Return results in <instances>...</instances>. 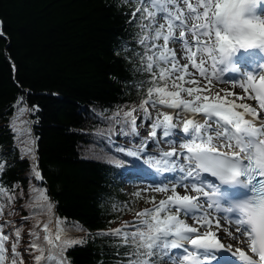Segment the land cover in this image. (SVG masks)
Instances as JSON below:
<instances>
[{
	"label": "trees",
	"instance_id": "1",
	"mask_svg": "<svg viewBox=\"0 0 264 264\" xmlns=\"http://www.w3.org/2000/svg\"><path fill=\"white\" fill-rule=\"evenodd\" d=\"M138 8L137 0H0V225L12 244L21 229L22 264H36L32 232L42 243L49 219L29 207L39 191L52 204V224L58 217L80 241L66 249L67 264L126 261L129 248L106 233L130 227L154 202L127 188L129 169L143 167L101 135L130 130L117 121L142 108L149 87L167 82L179 91L157 68L155 81L145 70Z\"/></svg>",
	"mask_w": 264,
	"mask_h": 264
},
{
	"label": "snow or ice",
	"instance_id": "2",
	"mask_svg": "<svg viewBox=\"0 0 264 264\" xmlns=\"http://www.w3.org/2000/svg\"><path fill=\"white\" fill-rule=\"evenodd\" d=\"M180 2L187 6V14L179 7ZM211 2L212 0H196L194 7L189 0H137V3L142 6V10L138 8L137 11H141L139 43L145 49L143 53L147 61L145 70L152 74L153 81L157 79L153 71L154 67L159 70L161 81H166V78L179 73L171 85L173 88H179V91H168L167 82L163 87H149L148 99L144 101V105L150 103L155 108L159 104L179 109L177 119L185 111L202 113L205 119L203 123L189 119L183 123L182 128H178L177 123H173V116L162 114L163 120L157 117L150 124L152 129L149 133L150 138L156 140L159 130L162 137L172 138L167 139L170 145H177L182 151L178 152L176 147H172L170 151H163L159 159L150 158L146 163L157 172L179 175H173L167 183L152 186L156 192H166L169 190L168 185L171 184L173 195L168 196L166 200H160L159 204L152 208L137 212V221L130 226L132 230H125L129 227L126 224L124 229L106 233L119 238L121 244L129 248V251L125 253L128 259L121 264H163V257H167L170 264H220L225 257L236 264H264V123L260 126L256 124V121L261 119L257 107L236 102V100L247 98L256 101L258 108L264 110V75L258 74L259 82L257 83L258 75L245 72L241 79L232 82L243 89L247 94L246 97L238 96L236 100H228L217 93L210 102L209 96L202 97L197 94L195 101L198 103L195 105L192 101L181 99V93L192 96L205 89L186 88L175 82L179 80L186 83H198L194 80L185 81V75H191V73L188 72L187 65L179 66L175 51L168 47L170 42L183 45L189 53L186 58L191 61L192 67L198 70L200 77L208 80L209 85L212 82L211 77L218 81L229 82L222 79L224 73L219 66L228 62L232 51L237 46L252 47V43H240L223 36L219 29L215 31V39L221 42L227 41V43H221L216 48L212 46L213 29L207 22ZM229 2L230 0H225L226 4ZM170 7H174L175 11H170ZM217 7L219 8V4ZM201 8L203 11H198ZM157 17L166 21V24L159 23ZM193 20L197 23L190 24ZM176 30H179L178 36L175 34ZM186 32L193 36V43L190 44L186 39ZM3 35L0 29V36ZM251 35L253 38L256 37L255 29ZM160 40L163 44L157 43ZM261 43L264 44V41ZM193 47L196 51L192 50ZM197 52L201 54L199 63L195 60ZM204 54L211 60V77L208 69L204 67ZM161 64L171 65V67H161ZM261 67L264 68V65ZM153 93L157 94L156 99L152 98ZM231 95L233 93H226V96ZM144 105L141 106L145 112L142 123L144 120L151 119ZM32 110H38V106H34ZM25 111L28 109L21 108L20 114L22 115ZM135 111L136 109L133 108L124 112L123 120H118L117 123L128 125L132 134L139 135L136 130L137 118L133 115ZM117 115L120 114L117 113ZM246 116H251L252 119H246ZM27 143L31 145L34 141L30 138ZM144 146H147V142ZM118 150L125 151L123 148ZM26 151L31 154L34 149L29 147ZM127 155L136 157L138 152L129 150ZM35 176L37 179H42L38 171ZM222 185L243 186L248 190L249 195L226 205L220 197ZM177 187L185 190L190 188L198 195L181 196L176 191ZM4 191L5 189L0 186V192ZM135 195L139 196L140 193ZM205 204H207L206 209ZM29 207L39 208L49 217L43 225L45 235L42 243H37L40 240L39 234L35 230L32 232L35 239L30 248L40 253L35 256L36 264L41 262L67 264L64 255L66 249L80 241L67 237L62 227L63 221L60 220L57 221L56 234L52 235L50 228L52 204L45 191H39L33 197V203ZM173 210H175L174 214ZM213 212L223 214L229 219L235 226L234 232L237 235L226 232L222 237L211 231L213 220L209 218V214ZM2 214L3 209L0 208V215ZM181 215L194 220L200 227L189 226ZM215 226L217 229L221 227L219 219L215 220ZM3 227L0 225V264H6L5 243L9 239V236L3 233ZM201 228L206 230L201 232ZM14 235L16 242L12 245L13 257L10 264H22V257L16 252L21 238V229L17 228ZM227 237L232 238L233 243L236 244L243 242L258 259H254L240 247L233 251L232 244L223 242V239ZM46 251L47 256H45Z\"/></svg>",
	"mask_w": 264,
	"mask_h": 264
},
{
	"label": "bare ground",
	"instance_id": "3",
	"mask_svg": "<svg viewBox=\"0 0 264 264\" xmlns=\"http://www.w3.org/2000/svg\"><path fill=\"white\" fill-rule=\"evenodd\" d=\"M189 3H192V4H194V6H196V0H189ZM179 7L181 8V10L184 11L185 14H187L186 11H185V9L187 8V6L185 4H183L182 2H180L179 3ZM172 11H175V8H172ZM198 11H201L202 12L203 9L202 8L201 9H198ZM261 13L264 14V8H262ZM192 23H197V21L193 20V21L190 22V24H192ZM186 38H191V43L194 42L193 36L191 34H187V32H186ZM204 39L206 40V38H204ZM194 48L195 47H193V49ZM175 50L178 53L179 61L181 63H183V66L184 65H187L188 66V72L191 73L192 79H194V81H197L198 82V83H195V84L199 88L205 89L203 92H197L195 95L198 94V95H201L202 97L204 95H207L210 98V102H212V98L215 97V95L217 93H219V95L221 97H225L228 100H236V97H238V96L246 97L247 94H245V92L243 91V89L240 88L238 84H233L232 82H234V80L228 79L225 74H223L222 79L225 80V81H229V82L218 81L214 77H211V73H212L211 60H210V58L207 57L206 54H204V57L203 58L205 60V64L204 65L207 67L208 72H209L210 77H211V80H212V82H211L210 85L208 83V80H206L205 78L200 77L198 70L192 67L191 61L186 58L187 55H189V53H187V51L184 49L183 45L177 44L176 47H175ZM242 51H243V49H240L237 52H241L242 53ZM239 57H241V55H239ZM200 59H201V54L198 52V63L200 62ZM224 66L225 65L222 64L219 67L222 70L224 68ZM248 71H249V68H248ZM249 73H252L253 74V72L251 70L249 71ZM240 76H242V75H240ZM256 82L258 83V80ZM229 92L233 93V95L226 96V93H229ZM250 93H251V90H250ZM236 102L237 103H246V104H250L253 107H257V110L260 112V116H261V119H259L257 121H260L261 122L259 125H261L262 123H264V110H260L258 108L256 101L245 98L243 100H236ZM196 103H198V102H196L195 99H194L193 104L195 105ZM176 110L179 111V109H176ZM163 113L164 112H157L155 114L153 113L152 117L154 119H156L157 117H159L161 119V118H163V115H162ZM177 113L178 112H176V114H175L174 120L177 123V127L180 128V120L182 119V117L180 115L179 119H177ZM184 113L187 114V111H185ZM246 119H252V117L251 116H247ZM194 122H198V123H203L204 122V119H202V113H199L198 114V116L195 118V121ZM151 131H152V129H151ZM157 136L160 137V141L153 140L152 138H150L149 134L147 135L146 138H141L140 140L142 142L144 141L143 143H145V142L153 143V146L154 147L159 148V149H164V150H165V148H168L169 149V148H171V146H173V145H170L167 142V139H172L171 137L170 138H167V139L164 138V137H162L160 135L159 130L157 131ZM173 147H177V145H174ZM176 150L178 151V149H176ZM173 159H175V158H173ZM181 162H182V160H181ZM201 199H203V198L201 197ZM187 223L190 224V225H192V226H194V227H198V228L200 227L199 224H197L194 220H192L190 218L187 220ZM220 225H221V227L219 229H217V227L215 226V221L213 220V227H212L211 231L216 232L218 235H221L222 237L225 236L226 232H233V235L234 236L237 235L234 232V227L235 226L233 224H231L230 226H224L221 223ZM205 230L206 229L201 228V232H203ZM223 242L225 244H229V243L233 244V248L234 249H236L237 247H242V250L243 251L251 252L250 249H248L243 244V242H241L239 244L233 243V240L230 237L224 238L223 239ZM168 263L170 264L169 261H168Z\"/></svg>",
	"mask_w": 264,
	"mask_h": 264
},
{
	"label": "clouds",
	"instance_id": "4",
	"mask_svg": "<svg viewBox=\"0 0 264 264\" xmlns=\"http://www.w3.org/2000/svg\"><path fill=\"white\" fill-rule=\"evenodd\" d=\"M259 5L260 0H230L227 4L225 0H212L207 20L213 29L212 46L216 48L221 43H227V41L221 42L215 39V31L219 29L223 36L233 41L252 43V47L237 46L231 56L240 49L258 48L264 51V44L261 43L264 41V14L257 11ZM253 29L256 30L255 38L251 35Z\"/></svg>",
	"mask_w": 264,
	"mask_h": 264
},
{
	"label": "rangeland",
	"instance_id": "5",
	"mask_svg": "<svg viewBox=\"0 0 264 264\" xmlns=\"http://www.w3.org/2000/svg\"><path fill=\"white\" fill-rule=\"evenodd\" d=\"M161 22L164 23V24H166V21L161 20ZM175 34L177 35V31L175 32ZM188 41H189V38H188ZM177 44H179V43H176V44L171 43L170 49L173 50V51H175L176 58L179 61L178 53L176 52V50H174V48H175V46ZM195 51H196V49H195ZM179 66H181V67L183 66V63H181L180 61H179ZM177 74L179 75V73H177ZM187 77H188L187 78V81L192 80V77H189V76H187ZM188 88H198V86L195 85V83H188ZM195 94L196 93H194L192 96H189L187 94L186 100L193 102L194 101V95ZM163 108H164V106H158V105L155 108L151 107V110L149 111V115H150L151 119L144 120L143 123L141 121H142V119L145 116L144 115H141L140 112H139V110H136L134 112V115L137 117V125L139 127V135H137L135 138H132L128 134L125 135L124 134L125 132L123 131V132L120 133L121 137L123 138V141H125L126 143L135 144L136 146H141V147H143V149L145 148L144 151H148L149 150L148 146L145 147L144 146L145 143H143L144 141L142 142L140 140V138H143V137L147 136L148 133L150 132V127L149 126L152 123L151 121H152V115H153V113L155 114L157 112H160V110H162ZM157 140L159 141V137L158 136L156 138V141ZM148 143L149 142H147V145H148ZM137 152H138L139 158L142 159V160H149L150 158H154V156H152V155L144 156V153L145 152H143V151H137ZM167 179H168V177L163 178L162 180L161 179H158L156 182H153V180H149V179L148 180H144L143 182H140L139 187L144 192L143 193L144 194V198L148 199V198L154 197L155 200H156V203H158L157 201L167 199V197L172 194V191H171L172 185L171 184L168 185L169 190L166 191V192H156V191H154V188L152 187L154 185H161V184L167 183V181H168ZM141 181H142V179H141ZM134 186H136V185H134ZM129 188H131V187H129ZM177 189L180 192L183 191V188L177 187ZM173 211L175 212V210H173ZM181 218L184 219L186 223H187V220L189 219L187 217H184L183 215H181ZM188 225L191 226L190 224H188ZM10 252H12V250ZM166 258L167 257H164V260ZM7 262H9V259L7 260ZM164 264H168V263L164 261Z\"/></svg>",
	"mask_w": 264,
	"mask_h": 264
}]
</instances>
